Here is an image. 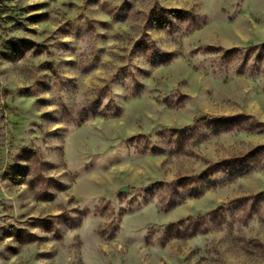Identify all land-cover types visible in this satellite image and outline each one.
Segmentation results:
<instances>
[{"label":"rangeland","instance_id":"obj_1","mask_svg":"<svg viewBox=\"0 0 264 264\" xmlns=\"http://www.w3.org/2000/svg\"><path fill=\"white\" fill-rule=\"evenodd\" d=\"M0 264H264V0H0Z\"/></svg>","mask_w":264,"mask_h":264},{"label":"water","instance_id":"obj_2","mask_svg":"<svg viewBox=\"0 0 264 264\" xmlns=\"http://www.w3.org/2000/svg\"><path fill=\"white\" fill-rule=\"evenodd\" d=\"M128 191V188L127 187H122L121 189H120V192H127Z\"/></svg>","mask_w":264,"mask_h":264}]
</instances>
